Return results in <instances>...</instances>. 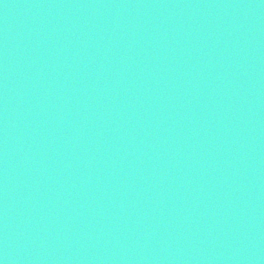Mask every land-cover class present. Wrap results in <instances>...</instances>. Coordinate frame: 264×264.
Segmentation results:
<instances>
[{
  "label": "water",
  "instance_id": "1",
  "mask_svg": "<svg viewBox=\"0 0 264 264\" xmlns=\"http://www.w3.org/2000/svg\"><path fill=\"white\" fill-rule=\"evenodd\" d=\"M0 264H264V0H0Z\"/></svg>",
  "mask_w": 264,
  "mask_h": 264
}]
</instances>
